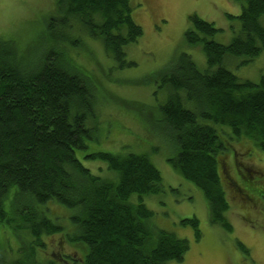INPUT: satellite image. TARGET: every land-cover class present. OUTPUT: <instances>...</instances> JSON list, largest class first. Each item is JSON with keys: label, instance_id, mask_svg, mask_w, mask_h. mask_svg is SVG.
<instances>
[{"label": "trees", "instance_id": "16d2710c", "mask_svg": "<svg viewBox=\"0 0 264 264\" xmlns=\"http://www.w3.org/2000/svg\"><path fill=\"white\" fill-rule=\"evenodd\" d=\"M238 1L241 13L229 17L239 19L240 27L226 44L214 39L221 28L197 14L189 15L186 40L201 46L207 67L201 70L190 54L181 53L176 67L161 76L160 86H167L169 92L156 108L158 119L172 131L175 149L168 161L202 190L211 221L227 230L232 224L225 215L230 209L222 179L225 156L236 151L241 139L252 141L264 154V75L258 82L242 79L222 64L227 54L243 57L239 65H245L264 52V0ZM54 2L57 15L48 21L53 40L71 41L57 27L70 32L82 28L90 37L102 40L105 52L120 68L136 65L127 58L126 46L144 33L133 17L139 2ZM57 44V48L49 45L32 68L22 65L13 41L0 40V223L10 226L22 242L17 246L20 253L26 247L13 264H166L184 260L189 240L150 226L153 212L144 197L161 192L164 184L160 170L146 153L97 151L86 155L106 161L116 180L93 173L78 158L77 150L87 149L95 137L96 127L90 121L96 118L97 88L88 71L77 68ZM238 169L239 178L247 181L243 168ZM255 177L262 180L264 173L256 172ZM261 190L257 193L263 202ZM52 200L78 208L68 235L59 217L47 211ZM8 201L11 211L6 208ZM181 223L192 226L200 240L196 216ZM54 233L65 235L75 253H65L59 246L48 255L44 236ZM2 245L4 248L3 241ZM239 245L249 252L242 242ZM39 251H47L46 256Z\"/></svg>", "mask_w": 264, "mask_h": 264}, {"label": "rangeland", "instance_id": "374dc122", "mask_svg": "<svg viewBox=\"0 0 264 264\" xmlns=\"http://www.w3.org/2000/svg\"><path fill=\"white\" fill-rule=\"evenodd\" d=\"M134 2L141 4L134 9L133 17L144 31L136 42L126 46L127 58L136 62L134 67L120 68L105 52L102 40L90 37L82 28L70 32L57 27L58 33L64 31L67 37L71 36V41L53 40L48 21L57 15L54 0H0V40L13 41L22 65L32 68L39 64L49 45L57 48L58 42L71 62L77 68L87 70L95 80L96 118L90 121V125L96 127L95 137L89 140L87 149L77 150V156L93 173L109 176L112 180H116L117 175L108 168L106 161L86 155L97 151L146 153L157 166L164 189L144 197L145 204L153 212L150 226L186 238L191 245L184 260H170L166 264H264V201L261 202L262 197L257 193L259 188H264V179L255 177L256 172L264 173L263 152L252 141L241 139L235 146L236 151L225 156L222 179L230 202L225 215L232 224L227 230L211 221L208 201L202 190L186 180L168 161L175 149L172 131L158 119L156 110L169 92L167 86H160L161 76L176 67L181 53L190 54L201 70L207 67L201 46H193L186 40L189 15L197 14L221 28L214 39L226 44L240 27L239 19L231 18L229 14L239 15L242 3L238 0ZM242 59L227 54L222 64L240 78L258 82L264 75V52L254 61L239 65ZM238 166L243 168L247 181L239 178ZM22 201L26 202L25 199ZM50 202L47 211L50 216L59 217L68 235L71 217L78 208L54 200ZM10 204V201L6 204L9 211ZM193 216L200 222V240H196L192 226L181 223L182 219ZM44 238L48 243V255L59 246L65 253H75V248L61 233ZM240 241L249 252L241 249ZM0 244V264H13L25 254L26 247L19 252L17 246L22 242L14 236L12 228L1 223ZM39 252L40 256L47 254V251Z\"/></svg>", "mask_w": 264, "mask_h": 264}]
</instances>
